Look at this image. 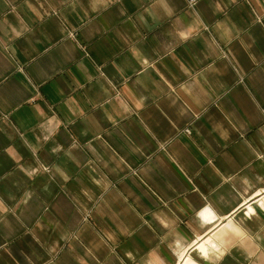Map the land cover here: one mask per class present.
Instances as JSON below:
<instances>
[{"label": "crops", "instance_id": "0c3cea01", "mask_svg": "<svg viewBox=\"0 0 264 264\" xmlns=\"http://www.w3.org/2000/svg\"><path fill=\"white\" fill-rule=\"evenodd\" d=\"M188 256L264 264V0H0V264Z\"/></svg>", "mask_w": 264, "mask_h": 264}, {"label": "rangeland", "instance_id": "374dc122", "mask_svg": "<svg viewBox=\"0 0 264 264\" xmlns=\"http://www.w3.org/2000/svg\"><path fill=\"white\" fill-rule=\"evenodd\" d=\"M215 242V240L212 238V237H209V239L207 240H204L202 243H201V246L202 245H205V252L208 250V247L209 245H213V243ZM190 257V256H188ZM190 259L192 260V258L190 257ZM193 261V260H192ZM193 264V263H192Z\"/></svg>", "mask_w": 264, "mask_h": 264}, {"label": "bare ground", "instance_id": "6f19581e", "mask_svg": "<svg viewBox=\"0 0 264 264\" xmlns=\"http://www.w3.org/2000/svg\"><path fill=\"white\" fill-rule=\"evenodd\" d=\"M199 249H201L203 251V253H205V245H202L201 244L198 246ZM183 260V259H182ZM193 261L190 259V257H187L185 259V263L184 264H192Z\"/></svg>", "mask_w": 264, "mask_h": 264}, {"label": "built area", "instance_id": "2783aa9c", "mask_svg": "<svg viewBox=\"0 0 264 264\" xmlns=\"http://www.w3.org/2000/svg\"><path fill=\"white\" fill-rule=\"evenodd\" d=\"M195 1H196V0H190L191 5H194V4H195ZM185 131H186L187 133H191V129H189V128L185 129Z\"/></svg>", "mask_w": 264, "mask_h": 264}]
</instances>
